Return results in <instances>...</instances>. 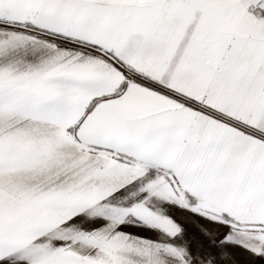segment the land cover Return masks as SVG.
Masks as SVG:
<instances>
[{"label":"snow or ice","instance_id":"1","mask_svg":"<svg viewBox=\"0 0 264 264\" xmlns=\"http://www.w3.org/2000/svg\"><path fill=\"white\" fill-rule=\"evenodd\" d=\"M241 257L264 264V0H0V264Z\"/></svg>","mask_w":264,"mask_h":264},{"label":"rangeland","instance_id":"2","mask_svg":"<svg viewBox=\"0 0 264 264\" xmlns=\"http://www.w3.org/2000/svg\"><path fill=\"white\" fill-rule=\"evenodd\" d=\"M193 219H195V218H193ZM184 226L188 229V231L190 233H195L196 232V225L194 223H192V222H186L184 224Z\"/></svg>","mask_w":264,"mask_h":264},{"label":"crops","instance_id":"3","mask_svg":"<svg viewBox=\"0 0 264 264\" xmlns=\"http://www.w3.org/2000/svg\"><path fill=\"white\" fill-rule=\"evenodd\" d=\"M240 264H245V258L244 257L240 258Z\"/></svg>","mask_w":264,"mask_h":264}]
</instances>
